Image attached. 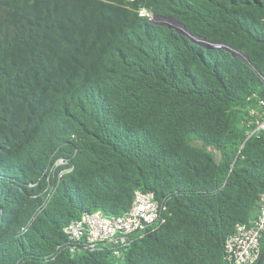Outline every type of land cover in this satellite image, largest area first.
Segmentation results:
<instances>
[{
	"label": "trees",
	"instance_id": "16d2710c",
	"mask_svg": "<svg viewBox=\"0 0 264 264\" xmlns=\"http://www.w3.org/2000/svg\"><path fill=\"white\" fill-rule=\"evenodd\" d=\"M260 100L264 0H0V264H228L264 197ZM135 191L161 226L72 251L64 226Z\"/></svg>",
	"mask_w": 264,
	"mask_h": 264
},
{
	"label": "built area",
	"instance_id": "2783aa9c",
	"mask_svg": "<svg viewBox=\"0 0 264 264\" xmlns=\"http://www.w3.org/2000/svg\"><path fill=\"white\" fill-rule=\"evenodd\" d=\"M139 15L154 22L156 18L146 9H141ZM260 111L253 116L255 132L264 133V101H259ZM58 165H64L58 159ZM165 205L156 200L152 192L135 191L129 211L118 216H106L100 211L83 214L70 221L63 228V233L73 244L72 251L83 249L96 251L103 247L113 249L115 254L120 248L127 246L130 236L138 234L142 237L150 228H157L164 223L162 216ZM264 233V197L261 198L257 217L248 224L237 225L234 234L225 241V258L228 264H255L261 249L260 240ZM77 247V248H76Z\"/></svg>",
	"mask_w": 264,
	"mask_h": 264
},
{
	"label": "water",
	"instance_id": "95a60500",
	"mask_svg": "<svg viewBox=\"0 0 264 264\" xmlns=\"http://www.w3.org/2000/svg\"><path fill=\"white\" fill-rule=\"evenodd\" d=\"M154 22H158V23H161V24H164V25H166V26H168V27H170V28H173V29H175L177 32H179V33H183V34H186V35H188V33H186L185 31H184V27L182 26V25H180V24H178L174 19H169V20H159V19H157L156 21H154ZM194 41H196V42H198L200 45H206V46H213V45H208V44H206L205 43V41L203 40V39H195V38H192ZM214 47V46H213ZM238 55H239V53H238ZM245 60H247L246 59V56H245ZM264 260V250H263V252L261 253V255L259 256V258H258V260L256 261V263L255 264H261V262Z\"/></svg>",
	"mask_w": 264,
	"mask_h": 264
},
{
	"label": "rangeland",
	"instance_id": "374dc122",
	"mask_svg": "<svg viewBox=\"0 0 264 264\" xmlns=\"http://www.w3.org/2000/svg\"><path fill=\"white\" fill-rule=\"evenodd\" d=\"M209 151L216 157L218 158V153L212 149H209Z\"/></svg>",
	"mask_w": 264,
	"mask_h": 264
}]
</instances>
